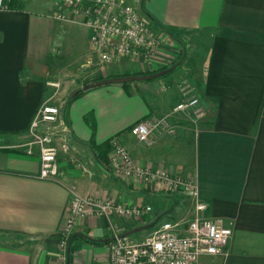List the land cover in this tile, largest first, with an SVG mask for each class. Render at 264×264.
<instances>
[{"label":"crops","instance_id":"obj_1","mask_svg":"<svg viewBox=\"0 0 264 264\" xmlns=\"http://www.w3.org/2000/svg\"><path fill=\"white\" fill-rule=\"evenodd\" d=\"M128 2L161 32L152 60L100 63L86 26L52 17L54 0H3L0 264H108L107 243L115 233L155 219L177 221L184 231L195 215L194 198L112 173L114 137L136 164L191 179L206 204L202 216L232 223L227 253L200 255L195 264H264V0ZM177 62L155 79L85 88ZM186 79L206 110L203 117L173 110ZM42 103L57 105L69 129L55 178L39 176L37 145L26 152L30 122ZM143 120L153 125L145 142L130 132ZM73 193L150 211L83 218L63 253L61 219ZM150 229L132 238L139 241Z\"/></svg>","mask_w":264,"mask_h":264},{"label":"built area","instance_id":"obj_2","mask_svg":"<svg viewBox=\"0 0 264 264\" xmlns=\"http://www.w3.org/2000/svg\"><path fill=\"white\" fill-rule=\"evenodd\" d=\"M3 6V0H0V7ZM54 7L53 18L89 29V45L98 62L118 63L125 58L137 61L154 59L161 32L138 5L126 0H54ZM179 89L183 99L173 110H190L197 118L205 116L206 110L200 106L198 97L189 93V84L182 82ZM152 128L150 121L143 120L133 124L130 132L138 141L145 142ZM68 133L58 106L42 103L30 122V139L26 143L29 154L33 145L39 148L41 178L57 177V153L68 149ZM55 139L59 140V144L54 142ZM109 144L108 166L112 173L143 183H158L169 190L191 196L194 198L195 215L183 232L177 221L164 220L157 222L151 232L139 241L130 235L115 233L107 243L108 264H195L200 255L227 253L232 223L200 214L206 204L198 199L191 179L136 164L116 137L111 138ZM149 211L148 205H125L112 199L73 193L61 219L60 248L65 253L74 228L83 218L110 213L141 217Z\"/></svg>","mask_w":264,"mask_h":264},{"label":"water","instance_id":"obj_3","mask_svg":"<svg viewBox=\"0 0 264 264\" xmlns=\"http://www.w3.org/2000/svg\"><path fill=\"white\" fill-rule=\"evenodd\" d=\"M178 64H179V62L171 65L170 67H166L164 69L155 71L153 73H148V74H143V75H126V76H115V77H111V78L98 79V80H95V81H92V82L86 84L85 88H89V87H93V86H97V85H101V84H105V83H123V82H129V81H137V80H150V79L162 76L164 74H167L168 72L172 71L176 67V65H178ZM157 220L158 219H155L154 221H151L145 225L133 228L129 231L122 233V235H129L133 232H136V231H139L142 229H146L148 227H152L157 222ZM69 246H70V241L68 244V250H69Z\"/></svg>","mask_w":264,"mask_h":264},{"label":"rangeland","instance_id":"obj_4","mask_svg":"<svg viewBox=\"0 0 264 264\" xmlns=\"http://www.w3.org/2000/svg\"><path fill=\"white\" fill-rule=\"evenodd\" d=\"M127 1H128V0H127ZM174 69H175V68H174ZM153 79H155V78H153ZM140 81H146V80H140ZM184 82H187V83H188L189 81H187V79H186V80H184ZM189 83H190V82H189ZM102 85H111V84H110V83H106V84H102ZM189 93H190V92H189ZM179 102H180V101H179ZM27 138L30 139V134H28ZM28 139H27V140H28ZM156 223H157V222H156ZM156 223H155V224H156ZM151 228H153V227H151ZM148 230H149V229H148ZM150 230H151V229H150ZM135 234H136V232L133 233V234L130 235V236L132 237V236H134Z\"/></svg>","mask_w":264,"mask_h":264},{"label":"trees","instance_id":"obj_5","mask_svg":"<svg viewBox=\"0 0 264 264\" xmlns=\"http://www.w3.org/2000/svg\"><path fill=\"white\" fill-rule=\"evenodd\" d=\"M142 11H143V9H142ZM144 13H145V11H143ZM146 14V13H145ZM147 15V14H146ZM164 68H166V67H161V68H159V69H157V70H154V71H151L150 73H153V72H155V71H158V70H161V69H164ZM72 236V235H71Z\"/></svg>","mask_w":264,"mask_h":264}]
</instances>
